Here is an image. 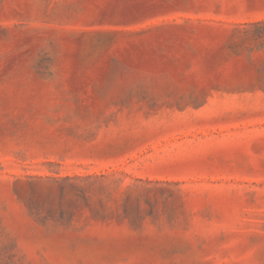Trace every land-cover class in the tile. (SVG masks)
Listing matches in <instances>:
<instances>
[{
    "label": "rangeland",
    "instance_id": "obj_1",
    "mask_svg": "<svg viewBox=\"0 0 264 264\" xmlns=\"http://www.w3.org/2000/svg\"><path fill=\"white\" fill-rule=\"evenodd\" d=\"M0 264H264V0H0Z\"/></svg>",
    "mask_w": 264,
    "mask_h": 264
}]
</instances>
